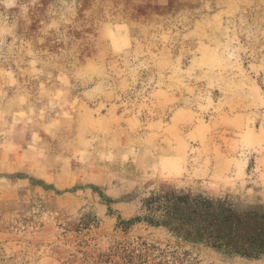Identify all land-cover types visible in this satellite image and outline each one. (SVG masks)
<instances>
[{
    "label": "rangeland",
    "instance_id": "1",
    "mask_svg": "<svg viewBox=\"0 0 264 264\" xmlns=\"http://www.w3.org/2000/svg\"><path fill=\"white\" fill-rule=\"evenodd\" d=\"M156 1L0 5V264H264L139 220L264 207V0Z\"/></svg>",
    "mask_w": 264,
    "mask_h": 264
},
{
    "label": "trees",
    "instance_id": "2",
    "mask_svg": "<svg viewBox=\"0 0 264 264\" xmlns=\"http://www.w3.org/2000/svg\"><path fill=\"white\" fill-rule=\"evenodd\" d=\"M139 220L230 255H264V207L235 210L202 196L167 191L143 202Z\"/></svg>",
    "mask_w": 264,
    "mask_h": 264
},
{
    "label": "crops",
    "instance_id": "3",
    "mask_svg": "<svg viewBox=\"0 0 264 264\" xmlns=\"http://www.w3.org/2000/svg\"><path fill=\"white\" fill-rule=\"evenodd\" d=\"M132 11L135 13H155V9L160 7V3L156 0H129ZM165 1V0H163ZM161 2V1H160ZM0 5L6 9L15 8L17 0H0ZM11 5V6H9Z\"/></svg>",
    "mask_w": 264,
    "mask_h": 264
},
{
    "label": "clouds",
    "instance_id": "4",
    "mask_svg": "<svg viewBox=\"0 0 264 264\" xmlns=\"http://www.w3.org/2000/svg\"><path fill=\"white\" fill-rule=\"evenodd\" d=\"M9 6H11V5H9Z\"/></svg>",
    "mask_w": 264,
    "mask_h": 264
}]
</instances>
